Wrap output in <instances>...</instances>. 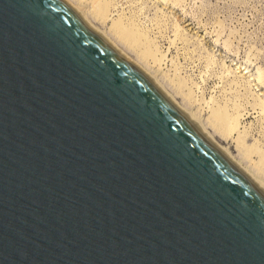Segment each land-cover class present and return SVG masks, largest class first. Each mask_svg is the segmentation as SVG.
Masks as SVG:
<instances>
[{
  "label": "water",
  "instance_id": "1",
  "mask_svg": "<svg viewBox=\"0 0 264 264\" xmlns=\"http://www.w3.org/2000/svg\"><path fill=\"white\" fill-rule=\"evenodd\" d=\"M0 264H264V192L61 0H0Z\"/></svg>",
  "mask_w": 264,
  "mask_h": 264
},
{
  "label": "rangeland",
  "instance_id": "2",
  "mask_svg": "<svg viewBox=\"0 0 264 264\" xmlns=\"http://www.w3.org/2000/svg\"><path fill=\"white\" fill-rule=\"evenodd\" d=\"M64 1L264 183V0H100L101 11L95 0ZM159 52L169 54L163 67ZM222 110L244 115V133L229 134Z\"/></svg>",
  "mask_w": 264,
  "mask_h": 264
},
{
  "label": "bare ground",
  "instance_id": "3",
  "mask_svg": "<svg viewBox=\"0 0 264 264\" xmlns=\"http://www.w3.org/2000/svg\"><path fill=\"white\" fill-rule=\"evenodd\" d=\"M65 5H67L79 18H81L83 21H84V18H83V16H82V14L81 13H79L77 10H76V8L75 9H72L71 8V6L69 5V4H67L64 0H61ZM100 0H95L94 1V4H93V6H97V7H94V9H96L97 11L99 10V11H101V7H100V2H99ZM102 2V1H101ZM103 3V2H102ZM101 3V4H102ZM108 3V2H107ZM98 5H99V7H98ZM109 5L110 4H108V7H109ZM103 7L105 8V7H107V6H104L103 5ZM99 8V9H98ZM107 10V9H106ZM108 12H110L111 10L108 8ZM107 12V11H106ZM109 15V14H108ZM86 24H87V22L86 21H84ZM88 25V24H87ZM89 26V25H88ZM121 26H123V24L121 25ZM90 27V26H89ZM91 28V27H90ZM92 28H93V26H92ZM91 28V29H92ZM123 28H124V26H123ZM125 29V28H124ZM124 29H122V30H124ZM129 29V28H128ZM131 29H134V28H131ZM93 30V29H92ZM135 30H136V28L133 30L134 32H135ZM94 32H95V30H93ZM139 31V30H138ZM96 33V35L97 36H99L101 39H103L105 42H106V40L102 37V36H100L98 33H97V31L95 32ZM137 33V32H136ZM134 35V34H133ZM143 35H145V34H143ZM140 36V35H139ZM136 37H137V35H136ZM141 37V36H140ZM134 38V37H133ZM141 39V38H140ZM139 39V40H140ZM149 39V38H148ZM144 42V41H143ZM146 42H147V40H146ZM150 42V41H149ZM107 43V42H106ZM108 44H109V42H108ZM146 44H148V43H146ZM151 44H152V42H151ZM110 45V44H109ZM149 45V44H148ZM111 46V45H110ZM148 51V50H147ZM153 51H154V49H153ZM149 52V51H148ZM155 52V51H154ZM157 53H158V51H157ZM160 54H159V57H158V62L160 63L159 65H164L163 63H165V61H168L167 59H168V56H169V54L167 55L165 52H159ZM166 64V63H165ZM163 67V66H162ZM235 79H236V77H235ZM237 81H244V79H243V77L241 76V77H238L237 76V79H236ZM258 82H264L263 81V74H262V72H260V74H259V77H258ZM235 84V83H234ZM236 85V84H235ZM240 87V86H239ZM251 93V92H250ZM252 96V95H251ZM260 100V99H259ZM256 103H257V101H256ZM260 104H263V103H260ZM261 106H263V105H261ZM264 107V106H263ZM263 109L264 108H262V111H263ZM240 111V110H239ZM185 113H186V111H185ZM187 114V113H186ZM188 115V114H187ZM216 116L222 121H224V123H225V125L227 126V130H228V132H229V134L230 135H241L242 133H244V132H242V119H244L243 117H244V115H230V114H227L224 110H222L221 112H219V113H217L216 114ZM188 117L191 119V121L209 138V139H212L210 136H208V134H206L205 133V131H204V128H202L197 122H196V120L194 119V118H192V117H190L189 115H188ZM213 140V139H212ZM214 141V140H213ZM215 142V141H214ZM215 144H216V142H215ZM226 153V152H225ZM234 161V160H233ZM241 168V167H240ZM242 170L246 173V171H245V169H243L242 168ZM248 172V171H247ZM247 174V176L251 179V181L259 188V189H261L263 192H264V183L263 182H261V181H258V180H256L252 175H249V173H246Z\"/></svg>",
  "mask_w": 264,
  "mask_h": 264
}]
</instances>
